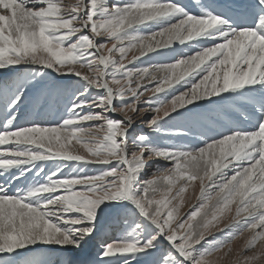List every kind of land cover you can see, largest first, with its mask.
<instances>
[{"label": "snow or ice", "instance_id": "obj_1", "mask_svg": "<svg viewBox=\"0 0 264 264\" xmlns=\"http://www.w3.org/2000/svg\"><path fill=\"white\" fill-rule=\"evenodd\" d=\"M225 262L264 264V0H0V264Z\"/></svg>", "mask_w": 264, "mask_h": 264}, {"label": "rangeland", "instance_id": "obj_2", "mask_svg": "<svg viewBox=\"0 0 264 264\" xmlns=\"http://www.w3.org/2000/svg\"><path fill=\"white\" fill-rule=\"evenodd\" d=\"M72 2H74V0H72ZM135 54H136L135 52H133V53H129L128 59H131L132 55H135ZM150 95H151L150 92H149V93H146L145 96L142 97L141 99H142V100H143V99H147ZM148 115L150 116L151 114L149 113ZM113 118H115V119H120L119 116H115V117H113ZM136 130H137V131H143V132H145V133H148V129H147L144 125H142V124H137V126H136ZM159 142H160V143H163V140L161 139ZM74 143H75V142H74ZM76 146H77V148L79 149L80 153L83 154V150L80 149L79 145L76 144ZM74 151H75V150H74ZM160 163H161V164H164L163 161H160ZM150 172H151V169H149V173H150ZM197 189H198V192H199V186H197V187L193 188L194 191H193L192 193H191V192H190V193H189V192H186V193H185V196H184V206H183L182 209H181V215H183V214H185V213H188V212L190 211V209H191V206H193V205H195V204L197 203V201H196V195H197L198 193H195ZM194 193H195V194H194ZM233 212H234V209H233ZM230 221H231V214H228V215H226V216L222 219V221H221L219 227H223V226H224V223H228V222H230ZM120 230H121V232H120V234L117 236V238L120 237L121 235H123V231H122L121 228H120ZM213 232H217V233H218V230H217V229H213ZM248 236H249V233H245L242 237H240L239 239L234 240V241L232 242V247H233L234 251H235V250H238L239 248H241V247L243 246V244H244L245 240L248 238ZM97 243H98V242H97ZM225 264H226V262H225Z\"/></svg>", "mask_w": 264, "mask_h": 264}, {"label": "bare ground", "instance_id": "obj_3", "mask_svg": "<svg viewBox=\"0 0 264 264\" xmlns=\"http://www.w3.org/2000/svg\"><path fill=\"white\" fill-rule=\"evenodd\" d=\"M162 95V94H161ZM54 110V109H53ZM31 117L30 116H28L27 115V110H26V114L25 115H23L22 117H21V119L20 120H22L23 122H25L27 119H30ZM70 147H72L73 148V150H75V151H79V149L77 148V146H76V144L73 142V144L72 145H70ZM80 152V151H79ZM197 186H199V183L198 182H196V184H195V187H197ZM194 190H193V188H189L188 189V191L187 192H193ZM195 193H198V189L196 190V192ZM194 193V194H195ZM233 209H234V206H233ZM111 221H109L108 222V224L110 223ZM108 224H106V225H108ZM105 225V226H106ZM99 234V233H98Z\"/></svg>", "mask_w": 264, "mask_h": 264}]
</instances>
